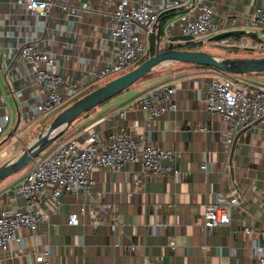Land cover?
<instances>
[{"label":"crops","instance_id":"crops-1","mask_svg":"<svg viewBox=\"0 0 264 264\" xmlns=\"http://www.w3.org/2000/svg\"><path fill=\"white\" fill-rule=\"evenodd\" d=\"M116 1L55 0L44 17L29 13L23 4L0 0V92L5 94L12 126L19 118L16 137L5 143L17 141L24 131L41 129L53 117L40 122V113L25 120L38 91L29 65L16 54L17 46L27 39H39L40 46L54 55L56 69L78 78L114 57L113 21L108 12ZM151 1L155 5L162 2ZM203 1L214 8L217 31L240 30L221 40H208L226 48L224 53H214L264 54L247 45L264 34V28L247 20L264 0ZM161 12L165 13L159 37L178 38L168 26L178 8L166 7ZM157 40L155 37L154 47ZM223 40L235 44H221ZM244 49L256 52L238 53ZM213 69L181 61L160 65L64 129L60 134L65 132V137L59 134L54 143L68 137L82 141L88 127L98 129L103 137L116 127L136 132L149 127L155 143L178 153V171L148 176L135 161L115 171L94 167L91 193L62 192L58 205L52 203L48 185L37 198L44 215L40 224L35 230L17 227L15 236L23 245L11 240L9 250L0 251V264H34L35 254L45 243L52 247L51 255L45 256L50 264H260L254 245H264V117L238 129L226 144V124L204 105V85ZM233 77L264 85V71ZM160 82L175 85V109L163 111L149 125L147 112L138 107L127 109L122 119L116 116L118 110ZM29 167L23 165L0 180V207H23L25 201L13 187ZM219 193L237 194L242 200L231 209L229 223L209 229L204 225V207ZM93 199L116 206L117 228L112 230L104 218L85 213L78 214L77 223H68L70 213L77 212L80 205L85 209L92 206Z\"/></svg>","mask_w":264,"mask_h":264},{"label":"built area","instance_id":"built-area-1","mask_svg":"<svg viewBox=\"0 0 264 264\" xmlns=\"http://www.w3.org/2000/svg\"><path fill=\"white\" fill-rule=\"evenodd\" d=\"M12 1L23 4L29 13L44 17L56 3L55 0ZM166 7L180 9L177 15L168 21L169 28L178 35L176 39L159 37V14ZM108 15L113 21L111 38L114 41V57L94 70H85L78 78H71L58 71L54 55L40 46L39 39H27L17 46L16 54L29 65L33 83L38 91V98L30 108L31 113L25 114L26 121L59 106L65 99L92 86L99 79L115 72L126 71V67L146 56L150 34L158 39L155 45L158 50L178 44L205 42L208 36L218 29L213 6L203 0H162L157 5L151 0H117ZM247 20L257 27L264 28V2L255 6ZM221 44L235 43L223 40ZM247 45L263 50L264 34L260 35L258 41ZM175 90L173 83L160 82L118 110L116 116L122 119L127 109L138 107L147 112L149 125L150 121L163 111L175 109ZM203 99L207 111L218 115L226 124V144L232 141L238 129L264 117V85L239 80L218 69H213L210 79L206 81ZM11 121L5 94L0 92V133L12 129ZM201 128L205 129L206 126ZM87 129L82 141L76 137L60 139L45 155L32 158L27 172L13 187V190L23 197L25 204L14 209L0 207L1 252L9 250V243L13 239L23 245L22 239L15 236L17 227L31 230L38 227L44 215L37 198L48 185L51 186L49 197L53 204L58 205L62 192L91 193L94 182L91 171L94 167L115 171L124 163L135 161L148 176L175 174L178 171V153L155 143L149 127L140 132L116 127L104 137L98 129ZM12 137H16L15 131ZM204 167L205 163H202L201 168ZM98 194L102 196L104 191H99ZM241 200L237 194H217L214 200L205 204L204 225L210 229L219 223H229L231 209ZM93 201V205L87 209L80 205L77 212L70 213L68 223H77L78 214L85 213L89 217L104 218L112 230L117 228L120 222L116 206L96 199ZM244 230L249 232L250 228L244 227ZM254 246L258 263L264 264V245ZM51 253V245L43 244L35 254L34 264H50L48 257Z\"/></svg>","mask_w":264,"mask_h":264},{"label":"water","instance_id":"water-1","mask_svg":"<svg viewBox=\"0 0 264 264\" xmlns=\"http://www.w3.org/2000/svg\"><path fill=\"white\" fill-rule=\"evenodd\" d=\"M238 31L240 30L216 31L208 36V40H217ZM173 61L209 65L228 73L264 71V54L223 56L204 49L182 47H167L155 50L135 66L96 85L58 110L28 144L23 146L18 153L0 163V180L35 157L80 114L118 94L156 67ZM18 122L19 118L12 129L7 132V135L0 140V147L12 137Z\"/></svg>","mask_w":264,"mask_h":264},{"label":"rangeland","instance_id":"rangeland-1","mask_svg":"<svg viewBox=\"0 0 264 264\" xmlns=\"http://www.w3.org/2000/svg\"><path fill=\"white\" fill-rule=\"evenodd\" d=\"M160 28H161V31H162L163 27L161 26ZM151 36L155 37V35L150 34L149 37H151ZM153 43H154V40H153ZM187 46H191V47L199 48V49H204V50H207V51H210V52H221V53H224L226 51V48L225 47H222V46H220V45H218L216 43H213L212 41H208V40L205 41V42L190 43ZM233 51L235 52L236 50H233ZM263 51L264 50H261L259 52H263ZM255 52H256L255 50H249V49H244V50H239L238 51V53H247V54H255ZM220 55H223V56H234V55H229V54H220ZM144 58H142V59H144ZM141 60L135 62L132 66L126 67L124 70H127V69L135 66ZM121 72L122 71L115 72V73H112L108 77L99 79L92 86L101 84V83L105 82L106 80H108L109 78L114 77V76L120 74ZM244 73H253V71H251V72H242V73H230V74H232V76H235L236 74H244ZM92 86H90V87H92ZM90 87H86V88L78 91L77 93H75L71 97H68L67 99H65L59 106H57V107H55V108H53V109H51V110H49L47 112L42 113L38 117V118H40V122L42 120H45V119H48V118L52 117L58 110H60L62 107H64L66 104H68L69 102H71L76 97H78V96L82 95L83 93H85ZM39 130L40 129H37V127H36L34 129H31L30 131H24L23 133H20L18 135V137H19L18 140L19 141L18 140L17 141L15 140L13 142H10L9 141L8 143H5L4 145H2L0 147V163L3 162V161H5V160H7V159H9L10 157H12L13 155H15L16 153H18V151L23 146H25L26 144H28L34 138L35 134ZM6 132H1L0 133V136L2 134L6 133ZM30 135H32V137L30 139H28V137ZM58 137H65V132H63L62 134H60ZM9 139H11V137ZM53 145H54V141L53 142H50L46 147H44L42 150H40L35 155V157H40L41 155H45L47 152H49V150L53 147ZM2 152H4V153L2 154ZM31 163H32V159H30L25 165H30Z\"/></svg>","mask_w":264,"mask_h":264},{"label":"trees","instance_id":"trees-1","mask_svg":"<svg viewBox=\"0 0 264 264\" xmlns=\"http://www.w3.org/2000/svg\"><path fill=\"white\" fill-rule=\"evenodd\" d=\"M169 11H171V10H168V11H165V12H169ZM180 11V9H178V12ZM165 12H160V14H159V19H161V16L165 13ZM225 37H228V36H225ZM225 37H223V38H225ZM154 38L155 37H153V36H151L150 38H149V48H148V52H147V54H146V56L148 55V54H151V53H153L154 51H155V47H154V43H153V40H154ZM222 38H220V39H218V40H221ZM189 44V43H188ZM188 44H185V45H183V44H178V45H176V46H174V47H183V48H194V47H191V46H187ZM145 57V56H144ZM143 57V58H144ZM141 60V59H140ZM199 65H203V66H209V65H204V64H199ZM209 67H213V66H209ZM214 68V67H213ZM152 72V70L151 71H149L148 73H146L144 76H146V75H148V74H150ZM228 73V72H227ZM144 76H142V77H140L139 79H141V78H143ZM138 79V80H139ZM138 80H136L135 82H133L132 84H130L129 86H127L126 88H124L123 90H125V89H127V88H129V87H131L134 83H136ZM96 86V85H95ZM95 86H92V87H90L88 90H90L91 88H93V87H95ZM87 90V91H88ZM122 90V91H123ZM122 91H120V92H122ZM119 92V93H120ZM113 97V96H112ZM108 100V99H107ZM106 101V100H105ZM105 101H103V102H105ZM102 102V103H103ZM101 104V103H100ZM99 105V104H98ZM97 106V105H96ZM95 107V106H94ZM94 107H92L91 109H93ZM90 109V110H91ZM89 111V110H88ZM87 112V111H86ZM86 112H83L82 114H84V113H86ZM82 114H80L79 116H81ZM78 116V117H79ZM77 117V118H78ZM76 118V119H77Z\"/></svg>","mask_w":264,"mask_h":264}]
</instances>
